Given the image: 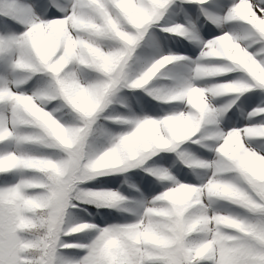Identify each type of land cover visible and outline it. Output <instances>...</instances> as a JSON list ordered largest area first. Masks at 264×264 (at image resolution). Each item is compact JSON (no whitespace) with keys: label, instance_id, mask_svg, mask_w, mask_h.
Here are the masks:
<instances>
[{"label":"snow or ice","instance_id":"obj_1","mask_svg":"<svg viewBox=\"0 0 264 264\" xmlns=\"http://www.w3.org/2000/svg\"><path fill=\"white\" fill-rule=\"evenodd\" d=\"M0 264H264V0H0Z\"/></svg>","mask_w":264,"mask_h":264}]
</instances>
